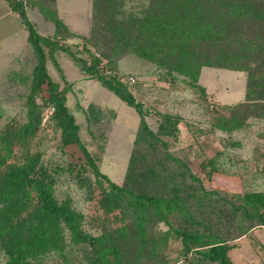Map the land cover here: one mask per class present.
Wrapping results in <instances>:
<instances>
[{
	"label": "rangeland",
	"instance_id": "obj_1",
	"mask_svg": "<svg viewBox=\"0 0 264 264\" xmlns=\"http://www.w3.org/2000/svg\"><path fill=\"white\" fill-rule=\"evenodd\" d=\"M18 1L38 35L65 49L50 50L41 43L47 73L64 93L80 140L99 171L134 195L164 200L161 212L112 190L76 144H64L47 86L31 92L38 59L12 8ZM93 1L0 0V189L11 168L28 165L37 155L34 177L75 214L83 235L99 238L94 245L81 241L60 220L59 246L13 262L0 241V264H217L200 255L216 243H226L230 264H264V207L253 208L241 198L264 192V111L256 117L252 107L247 114L233 108L245 100L247 73L202 67L191 80L129 49L112 53L91 39L94 23L105 35L111 33L107 23L125 21L123 32L139 35L129 16H143L151 1L112 0L111 9L99 0L96 20ZM95 52L116 72L135 77L127 91L142 105L148 128L160 140L141 130L136 110L98 76L84 72L79 77L82 63L76 60L89 64ZM162 122L167 134L158 132ZM24 193L28 209L13 218L14 224L38 205L32 187ZM104 199L111 205L103 206ZM175 231L194 236L187 247Z\"/></svg>",
	"mask_w": 264,
	"mask_h": 264
},
{
	"label": "trees",
	"instance_id": "obj_2",
	"mask_svg": "<svg viewBox=\"0 0 264 264\" xmlns=\"http://www.w3.org/2000/svg\"><path fill=\"white\" fill-rule=\"evenodd\" d=\"M106 6L115 9L112 0H103ZM149 7L143 16L131 14L129 25L138 26L139 35L123 32L124 22L107 23L110 34L102 35L92 29L91 39L100 41L112 53L133 52L141 58L151 60L158 65L168 66L180 74L196 80L202 67L224 68L247 73L245 85V100L233 108L247 114L249 107L256 110V117H262L264 111V0H150ZM99 0L93 1L94 16L98 18L102 10ZM22 23L28 30V42L37 55V65L32 79L31 92L34 93L46 85L49 101L53 104L54 114L62 128L64 144H76L92 166L94 173L105 179L112 190L134 195L131 189L118 186L102 174L89 152L85 149L78 135L79 126L74 116L65 104V95L58 90V83L53 82L46 70L45 47L62 49V46L47 43L29 21L24 5L18 1L13 7ZM152 8V9H151ZM57 24H60L57 21ZM106 24V25H107ZM104 56V55H103ZM92 57V56H91ZM95 58V57H94ZM82 63V71L96 75L102 85L112 91L128 106L133 107L139 115L141 130L150 137L160 140L157 133L151 131L144 119L142 105L127 91V86L115 77L106 78L98 75L97 59L91 63ZM109 61V60H108ZM255 101L254 103H250ZM247 116V115H246ZM165 122H170L165 116ZM165 122L160 123L158 132L167 134ZM37 155L30 159L24 167L11 168L4 176V185L0 189V241L6 248L10 259L17 262L27 256L38 253L48 247H57L61 240L59 221L65 223L75 238L94 245L99 238H89L77 229L76 216L66 205L56 203L46 187L43 179L34 177L37 166ZM133 162L130 158V164ZM128 180L133 179L127 175ZM32 187L36 192L37 207L29 211L26 217L15 224L13 218L28 209V197L25 196L26 187ZM144 200L161 212L164 200L156 195L145 193L134 195ZM246 205L253 208L264 207V192H250L242 195ZM113 209L118 207L115 201ZM111 203L104 199L105 206ZM161 214V213H160ZM261 218V217H260ZM164 219V217H162ZM187 247L188 239L194 236L182 231H175ZM226 243H216L200 255L217 264H230L227 256ZM116 257L119 251H111ZM113 264L115 261H107Z\"/></svg>",
	"mask_w": 264,
	"mask_h": 264
},
{
	"label": "built area",
	"instance_id": "obj_3",
	"mask_svg": "<svg viewBox=\"0 0 264 264\" xmlns=\"http://www.w3.org/2000/svg\"><path fill=\"white\" fill-rule=\"evenodd\" d=\"M94 54L95 58L98 61L97 69L103 76H105L106 78L115 77L119 82L126 86L133 85L136 82V79L133 75H124L113 70L108 64V61L104 57H102L100 52H95Z\"/></svg>",
	"mask_w": 264,
	"mask_h": 264
},
{
	"label": "crops",
	"instance_id": "obj_4",
	"mask_svg": "<svg viewBox=\"0 0 264 264\" xmlns=\"http://www.w3.org/2000/svg\"><path fill=\"white\" fill-rule=\"evenodd\" d=\"M79 19H82L81 17ZM82 26V28H85L86 29H89V27L87 26V24H80ZM86 33L84 32L82 35H85ZM47 61H48V58L46 57V70H47ZM82 71V70H81ZM84 76V72L82 71V73L79 75V77H82ZM69 81H72V80H69ZM55 82V81H54ZM57 83V82H56ZM112 92V91H111Z\"/></svg>",
	"mask_w": 264,
	"mask_h": 264
}]
</instances>
